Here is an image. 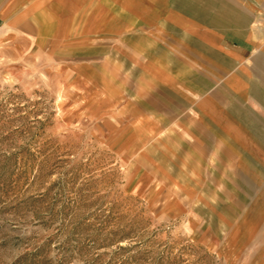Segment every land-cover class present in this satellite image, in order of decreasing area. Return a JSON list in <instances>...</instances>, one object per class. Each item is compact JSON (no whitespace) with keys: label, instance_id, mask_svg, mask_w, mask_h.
Segmentation results:
<instances>
[{"label":"crops","instance_id":"obj_1","mask_svg":"<svg viewBox=\"0 0 264 264\" xmlns=\"http://www.w3.org/2000/svg\"><path fill=\"white\" fill-rule=\"evenodd\" d=\"M263 14L264 0H0V51L115 92L169 214L264 264Z\"/></svg>","mask_w":264,"mask_h":264},{"label":"rangeland","instance_id":"obj_2","mask_svg":"<svg viewBox=\"0 0 264 264\" xmlns=\"http://www.w3.org/2000/svg\"><path fill=\"white\" fill-rule=\"evenodd\" d=\"M45 62L0 51V264L252 263L169 214L115 92Z\"/></svg>","mask_w":264,"mask_h":264},{"label":"built area","instance_id":"obj_3","mask_svg":"<svg viewBox=\"0 0 264 264\" xmlns=\"http://www.w3.org/2000/svg\"><path fill=\"white\" fill-rule=\"evenodd\" d=\"M262 29H263V33H264V14L262 16Z\"/></svg>","mask_w":264,"mask_h":264}]
</instances>
